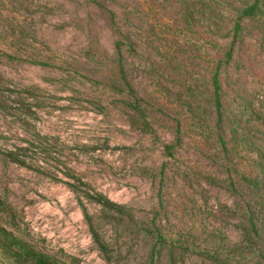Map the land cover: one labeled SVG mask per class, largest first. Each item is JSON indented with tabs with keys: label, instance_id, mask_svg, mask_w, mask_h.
<instances>
[{
	"label": "rangeland",
	"instance_id": "obj_1",
	"mask_svg": "<svg viewBox=\"0 0 264 264\" xmlns=\"http://www.w3.org/2000/svg\"><path fill=\"white\" fill-rule=\"evenodd\" d=\"M173 1L0 0V83L38 89L31 124L47 138V153L30 154L32 168L10 163L4 153L34 134L0 113V199L11 211L0 226L62 263L151 264L159 231L166 243L154 264H264L240 253L250 213L264 238V184L249 182L264 176L242 132L259 129L264 115L262 30L245 20L226 64L232 39L223 35L238 2L219 0L229 15L209 29L210 10L198 6L189 24ZM120 54L135 94L123 86ZM220 62L227 151L211 100ZM252 140L264 153V138ZM69 175L134 215L115 226L84 201L111 262L93 243Z\"/></svg>",
	"mask_w": 264,
	"mask_h": 264
},
{
	"label": "trees",
	"instance_id": "obj_2",
	"mask_svg": "<svg viewBox=\"0 0 264 264\" xmlns=\"http://www.w3.org/2000/svg\"><path fill=\"white\" fill-rule=\"evenodd\" d=\"M162 4L168 3L170 0H160ZM219 0H175L173 3L177 6L179 13L183 16L187 23L193 24L196 19V15L200 13V9L198 6H202L203 8H207L210 10L209 14H204V17L210 22L209 29L216 28L222 29L225 20V15H229L230 3L218 2ZM233 2H238V7L235 8L237 14H230L233 16V25L232 28L223 35V38L232 39L231 43L226 48L225 52V62L229 64L233 59L234 51L236 44L241 41L243 36V22L245 20L257 21L260 29L262 30V41L260 43V49L264 53V0H233ZM215 32L217 31H210ZM225 32V31H224ZM121 44H117V48L120 53ZM124 60L120 54L119 57V65L120 72L122 75L123 86L130 92L131 94H135L131 85L126 79L125 71H124ZM222 62L219 63L216 68V72L212 78V105L215 109V132L216 136L219 139L220 145L227 151L228 143L224 139V119H225V111H224V100H223V92L222 86L220 82V69ZM40 65H45L44 63H40ZM38 89H25L16 91V89L5 86L0 83V113L5 117H12L18 121L20 124L30 130L34 134V139L25 141L27 145H19L14 146L13 149L8 150L4 153V157L12 164H16L25 168H32V162L30 160V154L42 153L44 154L47 149V138L42 136L40 133L36 131L34 125L31 124V120L38 115L37 110L41 109V101L36 97V92ZM264 112V110H263ZM263 115V113L261 114ZM259 129H247L242 130L243 133L250 136L251 138L248 140L250 147V153L254 156L255 164L259 171V174L264 176V153L262 150L256 148V143L252 139L264 138V115L261 117V122L258 125ZM178 132H180V124L178 125ZM235 128H238V124L235 125ZM238 130V129H237ZM253 134V135H252ZM171 147H168L170 150ZM47 153V152H46ZM39 154V153H38ZM73 180L72 183H68L70 189L78 196V200L80 206L82 208V212L84 215V219L88 225L89 231L91 233V237L93 243L97 246L99 252L104 256L106 261L111 262L113 258V251L109 243L105 240L103 234L99 229V225L96 223L95 218L89 213L84 201L97 205L101 209L102 218L113 224L115 226H122L125 223L134 222V215L132 211L126 206L118 204L112 201L107 196L95 192L91 189L90 185L85 183L81 178L75 175H69ZM264 180V179H263ZM259 181V177L253 178L251 181L252 186H254L258 190H262V186L264 181ZM231 191L236 196V198L242 199L239 191L235 188V184L231 183ZM237 208L241 207L239 201ZM264 204V203H263ZM247 212L250 213L251 207L246 204ZM10 209L6 206V204L0 199V214H6L10 216ZM155 232V231H154ZM156 245L159 247L163 243H166V238L158 231L153 233ZM243 238L244 245L246 247L245 252L240 249V253L242 256H246V252H248L252 258L253 255L258 253L264 259V238L261 235V231L258 228L257 223L253 217V214L250 213L249 221L244 226L243 229ZM157 246L154 248L152 253V262L154 264V256L155 250ZM0 255L4 258L7 264H65L59 261L58 259L49 256L43 252L38 251L33 245L30 243L17 238L12 232L7 231L5 228L0 226Z\"/></svg>",
	"mask_w": 264,
	"mask_h": 264
}]
</instances>
